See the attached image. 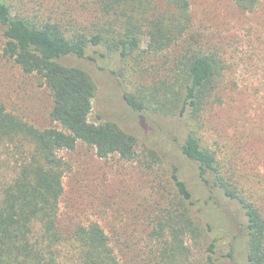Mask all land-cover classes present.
<instances>
[{"label":"trees","instance_id":"16d2710c","mask_svg":"<svg viewBox=\"0 0 264 264\" xmlns=\"http://www.w3.org/2000/svg\"><path fill=\"white\" fill-rule=\"evenodd\" d=\"M90 1L96 19L85 22L58 5L15 9L0 0L2 53L24 73L35 74L49 90V119L54 124L38 128L0 103V166L13 172L10 179H0V264H65L67 260L69 264H122L99 223L67 226L59 219L63 178L70 169L59 151L72 150L81 142L100 158L138 157L133 133L100 116L90 120L97 84L75 60L87 57L95 47L118 56L120 64L114 72L132 110L185 118L184 155L196 162L199 177L209 188L216 187L239 203L246 218V260L264 264V218L258 206L223 179L216 155L203 144L198 129L202 111L220 99L223 64L202 48L183 45L191 27L190 0ZM232 1L251 10L260 0ZM161 53L166 58L159 66H146L147 56L157 58ZM147 77H153V85L143 82ZM147 151L153 161L161 159L155 149ZM171 177L178 200L165 219L169 235L157 264H186L184 236L189 233L197 239L204 229L190 213L192 194L176 167ZM212 246L211 242V251Z\"/></svg>","mask_w":264,"mask_h":264},{"label":"rangeland","instance_id":"374dc122","mask_svg":"<svg viewBox=\"0 0 264 264\" xmlns=\"http://www.w3.org/2000/svg\"><path fill=\"white\" fill-rule=\"evenodd\" d=\"M7 1L15 9L58 5L85 22L96 19L90 0ZM190 3L191 27L183 45L202 48L223 64L220 99L209 103L198 121L202 142L216 155L223 179L258 206L264 218V0L251 10L241 9L232 0ZM3 44L0 33V103L38 128L54 125L49 119V90L35 74L24 73L5 57ZM87 54L75 62L97 84L90 120L100 116L133 133L138 157L129 161L118 155L100 158L81 142L72 150L59 151L70 166L63 178L60 221L67 226L95 221L109 236L122 264H157L169 235L165 219L178 200L171 177L176 167L192 194L190 213L204 229L197 239L189 233L184 236L189 254L186 264H248L244 211L236 200L216 187L209 188L199 177L196 162L184 155L185 118L132 110L114 72L120 64L118 56L102 47L90 48ZM154 56L146 57V66H159L166 58L164 53ZM143 82L153 85V77ZM148 146L161 159L149 158ZM10 168L0 166V179L11 178ZM211 242L212 251L208 249Z\"/></svg>","mask_w":264,"mask_h":264}]
</instances>
